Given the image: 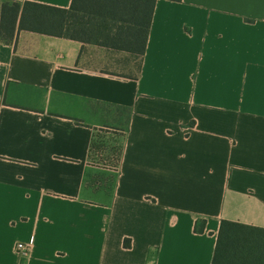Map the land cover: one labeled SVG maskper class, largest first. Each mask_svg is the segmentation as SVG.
Instances as JSON below:
<instances>
[{"label":"crops","instance_id":"1","mask_svg":"<svg viewBox=\"0 0 264 264\" xmlns=\"http://www.w3.org/2000/svg\"><path fill=\"white\" fill-rule=\"evenodd\" d=\"M136 61L0 41V264H211L221 220L264 228V0H156ZM103 128L123 130L113 176Z\"/></svg>","mask_w":264,"mask_h":264},{"label":"trees","instance_id":"2","mask_svg":"<svg viewBox=\"0 0 264 264\" xmlns=\"http://www.w3.org/2000/svg\"><path fill=\"white\" fill-rule=\"evenodd\" d=\"M156 0H72L68 8L0 0V41L27 30L142 56ZM180 1V0H170ZM204 221L194 230L201 233ZM124 247L130 246L125 239ZM156 251H149L154 264ZM211 264H264V228L221 220Z\"/></svg>","mask_w":264,"mask_h":264},{"label":"rangeland","instance_id":"3","mask_svg":"<svg viewBox=\"0 0 264 264\" xmlns=\"http://www.w3.org/2000/svg\"><path fill=\"white\" fill-rule=\"evenodd\" d=\"M137 58L138 56H135L134 64H137ZM98 134L100 137L96 139V148L94 147L91 161L107 171L110 170L113 176V171L118 165L123 130L103 128Z\"/></svg>","mask_w":264,"mask_h":264},{"label":"built area","instance_id":"4","mask_svg":"<svg viewBox=\"0 0 264 264\" xmlns=\"http://www.w3.org/2000/svg\"><path fill=\"white\" fill-rule=\"evenodd\" d=\"M15 251L19 257H27L30 251L28 244L18 241L15 245Z\"/></svg>","mask_w":264,"mask_h":264}]
</instances>
